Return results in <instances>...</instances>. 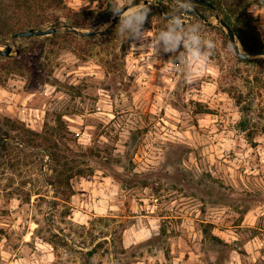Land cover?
<instances>
[{"label": "rangeland", "instance_id": "obj_1", "mask_svg": "<svg viewBox=\"0 0 264 264\" xmlns=\"http://www.w3.org/2000/svg\"><path fill=\"white\" fill-rule=\"evenodd\" d=\"M65 1L93 11L90 28L131 0ZM161 1L143 5L132 39L121 19L89 38L0 35V48L14 47L11 60L0 54V138L10 134L0 142V264H264V56L239 60L223 29L184 11L188 0H172L183 28L171 24ZM235 2L264 40V0ZM196 24L215 48L186 80ZM170 30L183 33L176 52L160 35ZM256 76L254 119L241 130Z\"/></svg>", "mask_w": 264, "mask_h": 264}, {"label": "trees", "instance_id": "obj_2", "mask_svg": "<svg viewBox=\"0 0 264 264\" xmlns=\"http://www.w3.org/2000/svg\"><path fill=\"white\" fill-rule=\"evenodd\" d=\"M187 1V0H183ZM214 3L220 14L224 19L234 28L238 38L243 44L245 49H260L264 48V40L260 37V34L255 25H253V15L247 10L240 11V5L236 4L235 0H210ZM180 3H173L161 1L160 11L163 10L165 18L172 19L173 17L182 18V10ZM194 5L205 12V10H212L208 4L204 2H194ZM175 7L176 9L172 8ZM227 7V10L225 8ZM116 6L112 7L111 11H105V13H99L100 18L106 17L109 13H113ZM73 8L69 7L65 0H0V35L13 34L16 31L25 30L29 28H44L49 22L56 24L63 22H70L81 27H88L94 22V13L89 11L87 13L80 14L79 12L72 13ZM161 13V12H159ZM119 22V21H117ZM221 33L223 31L218 28ZM55 34V33H54ZM65 35H73L72 32H64ZM91 36L83 37L89 38ZM93 37V36H92ZM6 60H11L10 56L2 57ZM239 60L244 62H252V59ZM262 62V68H264V57H260ZM10 62V61H9ZM7 67V66H6ZM259 82V77L247 80V87L249 89L248 99L242 98V117L239 122V128L246 130L249 127V123L254 119L253 113L255 108V89ZM8 130H3L0 142L9 136ZM6 145V144H5ZM4 145V146H5ZM57 147V146H56ZM60 149L51 150L50 155L54 160H60Z\"/></svg>", "mask_w": 264, "mask_h": 264}, {"label": "clouds", "instance_id": "obj_3", "mask_svg": "<svg viewBox=\"0 0 264 264\" xmlns=\"http://www.w3.org/2000/svg\"><path fill=\"white\" fill-rule=\"evenodd\" d=\"M194 10V0H188V3L184 6V11L191 12ZM148 9L146 6L134 7L127 12H121V8L117 6L113 10V16L117 13L121 14V20L118 24L119 32L123 36L125 35V27H128L130 31L127 33V39H132L133 36H136L139 32V26L142 25L146 19V12ZM171 24L183 28L182 23L178 17H173ZM107 27V25H105ZM195 32H192V29H189L188 40L185 41L186 51L182 54L181 60L184 66V74L186 80L193 79L199 72L204 71L208 66L209 58L212 55L215 44L211 38H204L201 35L200 25H193ZM161 38L168 42V47L166 51L176 52L178 51V45L183 38V33H177L175 31L162 32ZM179 65L172 63L170 71L175 72L178 69Z\"/></svg>", "mask_w": 264, "mask_h": 264}, {"label": "water", "instance_id": "obj_4", "mask_svg": "<svg viewBox=\"0 0 264 264\" xmlns=\"http://www.w3.org/2000/svg\"><path fill=\"white\" fill-rule=\"evenodd\" d=\"M194 2H204L208 4L212 9L216 11V20H211L210 17H207L204 15L195 5H194V10L196 13L202 17V19L208 23V24H216L219 26L221 29L224 30L230 41L232 42V45L234 47L235 53L242 59H251L257 56H264V48L260 49H243L242 48V43L240 42L236 31L234 28L224 19L218 12L217 8L214 5V3L210 0H194ZM149 0H145L143 2L133 4V1H129L125 6L121 7V12H127L131 10L134 7H139L144 4H148ZM121 19V14L117 13L115 16L111 14L109 17L104 19L102 22L98 23L97 25L90 27V28H85L81 27L78 25H75L70 22H63L60 24H53L50 27L47 28H29L25 30H20L16 31L15 33L12 34V37L14 40L22 37H31V36H44V35H50L53 33H57L59 31H64V32H72L78 36L82 37H87V36H93L96 34H99L104 30V28H108L117 21ZM107 25V27H105ZM14 47L12 45L7 46L5 49L0 48V54L3 56H10L13 53ZM17 53L20 52L19 49L16 50Z\"/></svg>", "mask_w": 264, "mask_h": 264}, {"label": "crops", "instance_id": "obj_5", "mask_svg": "<svg viewBox=\"0 0 264 264\" xmlns=\"http://www.w3.org/2000/svg\"><path fill=\"white\" fill-rule=\"evenodd\" d=\"M69 1H74V0H69ZM75 3V2H74Z\"/></svg>", "mask_w": 264, "mask_h": 264}]
</instances>
